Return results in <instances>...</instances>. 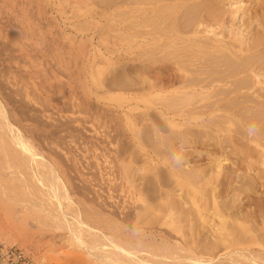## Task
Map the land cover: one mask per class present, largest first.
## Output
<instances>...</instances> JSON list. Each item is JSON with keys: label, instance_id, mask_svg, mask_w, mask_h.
I'll list each match as a JSON object with an SVG mask.
<instances>
[{"label": "bare ground", "instance_id": "obj_1", "mask_svg": "<svg viewBox=\"0 0 264 264\" xmlns=\"http://www.w3.org/2000/svg\"><path fill=\"white\" fill-rule=\"evenodd\" d=\"M183 1L118 0L117 3L110 1L108 5L113 9L111 13L116 9L121 11V20H130L131 25L140 28L128 36L138 48L144 49L143 46H158L163 37L172 46L174 40L186 33L179 25L181 19L185 24L183 27H189L192 39L199 40V28H207L204 26L207 15L202 14L196 4L186 7ZM260 1L250 0V12L253 3L257 5ZM237 3L240 8H245L244 0ZM7 5L8 0H0V9L7 8ZM114 18L110 14V20L115 22ZM0 38V237L5 242H13L15 237L40 234L43 236L40 246L61 255L71 264H264V228L231 221V216H227L230 215L228 208L218 198L210 197L212 211L207 213L210 217L199 214L201 207L194 200L192 191L202 188L196 187L202 179L196 180L198 176L194 169H187L180 177H176V171H169L167 180H164L161 169L156 166L154 171L151 170L156 184L148 188L130 181L131 164L124 160L111 170L114 179L103 164L92 161L87 164L94 178L85 179L77 157L64 152L61 136L63 131L86 133L87 129L77 125L80 122L77 117H70V122L63 123L48 115L46 109H41L46 105H40L29 93L27 85L12 82L10 60L16 40ZM186 38L191 40V37ZM213 38L209 39L212 40L211 46L228 50L219 35H213ZM241 38L242 35L236 33L229 46L235 48L234 44L241 43ZM250 40L259 42L263 36L258 33L250 35ZM197 42V46L203 44ZM103 56L107 67H115L110 57ZM57 62L47 63L48 70L45 71L49 74L48 81L58 80L72 90L66 100H61L64 105L77 107L80 112L97 108L95 117L101 119L105 116V104L92 103L90 95L103 101L107 96L116 95L114 98L128 103L116 129L117 136L123 138L120 156L140 148L144 142L142 136L130 138L127 134V130L136 126L137 120L145 119L130 112L133 110L132 101L136 105L143 102L152 106L153 101L165 92L172 96L170 107L181 110V104L203 94L204 87L201 86L199 91L195 85L191 91L187 86L170 90V82L161 78L139 90L124 87V81H106L100 73L103 62H99L96 56L87 58L85 55L74 62L73 68L67 61L58 59ZM225 65L231 69L235 66L232 60H226ZM180 71L184 70L180 68ZM83 74L89 75L82 78L80 75ZM254 74L256 79L260 78L259 74ZM62 77L67 81H62ZM258 82L261 81L258 79ZM75 86L84 95L76 97L78 90L73 89ZM144 90L148 93L142 94ZM120 91L129 94L122 96ZM59 92L61 95L69 93L63 87ZM169 110L149 115L150 124L147 120L145 123L149 124L150 131L156 130L159 120L165 123L167 131L173 132L186 124L194 125L192 121L199 118L198 112L179 111L171 116ZM88 131L102 143H110L108 135L102 139L95 137L90 129ZM227 147L230 145L225 146L210 165L216 175L208 177L206 182L214 189L231 176L232 154L225 150ZM260 147L264 160V147ZM231 150H236L234 143ZM102 181L106 182L107 188L100 186ZM169 183L173 188L167 187ZM182 187L188 189L185 196L168 198ZM188 202L192 204L190 209L186 207ZM195 218H198L197 222L193 223ZM197 226H201L198 233Z\"/></svg>", "mask_w": 264, "mask_h": 264}, {"label": "rangeland", "instance_id": "obj_2", "mask_svg": "<svg viewBox=\"0 0 264 264\" xmlns=\"http://www.w3.org/2000/svg\"><path fill=\"white\" fill-rule=\"evenodd\" d=\"M110 1L118 2L8 0V7L0 9V37L3 40H16L17 45L12 47L10 60L12 82L27 85L29 93L40 105H46V108L41 106V109H46L48 115L60 119V122H70V117H77L80 121L77 125L80 124L87 131L90 129L95 137L103 139L104 135H108L110 143H102L99 138L92 137L89 131L62 132L61 146L65 153L77 157L85 179L94 178L87 164L92 161L103 164V168L114 179L111 170L124 160L131 164L130 181L139 187L148 188L156 184L151 173L156 166L161 169L164 180H167L169 171H176V177H180L187 169H194L198 176L196 180L199 182L202 179L196 185L202 188L192 191L194 200L201 207L199 214L210 217L207 213L212 211L211 200L218 198L228 208L230 215L227 216H231V221L237 220L238 224L252 228H264V160L260 147H264V0L257 5L253 3L251 12L250 0H244L245 8L239 7L238 0H184L186 7L196 4L202 14L207 15L204 25L207 28H199V40L192 39V33H188L189 27H183L185 24L181 19L179 25L186 33L174 40L172 46L163 37L158 46H143L144 49L138 48L128 36L140 28L131 25L130 20H121V11L116 9L111 13L113 9L108 5ZM110 14L115 16V22L110 20ZM206 30L212 32L206 33ZM236 33L242 35V41L232 48L229 44ZM257 33L262 34L263 40H250V35ZM213 35H219L228 50L211 46L212 40L209 39H214ZM186 36L191 37V40ZM197 41L202 42L200 46L203 47L197 46ZM85 55L87 58L96 56L99 62H103L100 73L104 80L114 79L117 83L124 81V87L139 90L161 78L170 82V90L187 86L191 91L195 85L199 91L201 86L204 87L203 94L181 104V110L170 107L172 96L165 92L153 101L152 106L143 102L136 105L132 101L133 110L130 112L145 119L137 120L136 126L127 130V134L130 138L142 136L144 142L140 148L120 156L123 138L117 136L116 129L128 103L114 98L116 95L107 96L104 101L90 95L92 103L105 104V116L97 119V108L80 112L77 107L64 105L63 98L66 100L72 90L68 85H61L58 80L48 81L49 74L45 71L48 70L47 63L57 64L60 59L67 61L73 68L74 62L80 61ZM103 55L110 57L115 67H107ZM226 60H232L235 66L232 69L227 67ZM54 68L57 69V66ZM180 68L184 71H180ZM253 70L260 78H255ZM22 72L25 73L24 78ZM88 75L80 76L87 78ZM62 81L67 79L62 77ZM61 87L69 93L61 95ZM77 90L79 95L76 97L84 95L81 89ZM141 92L148 93L145 90ZM119 93L122 96L129 94L124 91ZM168 108L171 116L179 111H194L199 113V118L192 121L194 125L186 124L173 132L167 131L165 123L159 120L156 130L150 131L149 115L161 110L167 112ZM146 120L149 124L145 123ZM233 143L236 148L234 151L231 150ZM228 145L230 148L225 150L232 154L231 176L230 179H223L214 189L206 182L208 177L216 175L210 165L214 157ZM100 186L107 188L105 181ZM167 187L173 188V185L169 183ZM187 191L186 187H182V190L171 193L168 198L185 196ZM186 207L190 209L192 204L188 202ZM200 229L201 226H197L196 232ZM42 239V235L34 234L25 238L15 237L13 242L7 243L0 237V243L26 250L36 264H71L61 255L48 252L44 246H40Z\"/></svg>", "mask_w": 264, "mask_h": 264}, {"label": "built area", "instance_id": "obj_3", "mask_svg": "<svg viewBox=\"0 0 264 264\" xmlns=\"http://www.w3.org/2000/svg\"><path fill=\"white\" fill-rule=\"evenodd\" d=\"M0 264H36L26 250L0 243Z\"/></svg>", "mask_w": 264, "mask_h": 264}]
</instances>
